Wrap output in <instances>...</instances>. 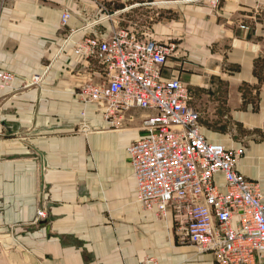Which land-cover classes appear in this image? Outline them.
Wrapping results in <instances>:
<instances>
[{
	"label": "crops",
	"instance_id": "crops-1",
	"mask_svg": "<svg viewBox=\"0 0 264 264\" xmlns=\"http://www.w3.org/2000/svg\"><path fill=\"white\" fill-rule=\"evenodd\" d=\"M118 29L169 48L202 135L242 148L264 197V0H0V264H215L135 199L127 149L152 112L78 96L104 69L75 45Z\"/></svg>",
	"mask_w": 264,
	"mask_h": 264
},
{
	"label": "built area",
	"instance_id": "built-area-1",
	"mask_svg": "<svg viewBox=\"0 0 264 264\" xmlns=\"http://www.w3.org/2000/svg\"><path fill=\"white\" fill-rule=\"evenodd\" d=\"M69 16L62 14L63 24ZM74 53L81 61L97 60L104 69L101 81L78 89L84 104H101L112 119L131 108L152 112L143 121L145 136L127 149L142 209L169 212L177 240L210 254L215 264H264L259 183L237 170L242 148L229 149L202 135L199 114L180 77L164 75L169 48L118 29L107 39L85 37ZM12 81L11 73L0 71V88Z\"/></svg>",
	"mask_w": 264,
	"mask_h": 264
}]
</instances>
